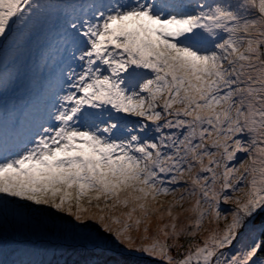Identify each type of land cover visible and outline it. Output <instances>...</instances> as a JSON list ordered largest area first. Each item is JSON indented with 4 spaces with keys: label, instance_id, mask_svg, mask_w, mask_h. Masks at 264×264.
Returning <instances> with one entry per match:
<instances>
[{
    "label": "snow or ice",
    "instance_id": "obj_1",
    "mask_svg": "<svg viewBox=\"0 0 264 264\" xmlns=\"http://www.w3.org/2000/svg\"><path fill=\"white\" fill-rule=\"evenodd\" d=\"M0 264H264V0H0Z\"/></svg>",
    "mask_w": 264,
    "mask_h": 264
},
{
    "label": "rangeland",
    "instance_id": "obj_2",
    "mask_svg": "<svg viewBox=\"0 0 264 264\" xmlns=\"http://www.w3.org/2000/svg\"><path fill=\"white\" fill-rule=\"evenodd\" d=\"M89 253L86 251H82L80 249L74 248L73 246H68L66 251V259L69 262L72 261H79L84 259L86 256H88ZM100 258L104 259L106 261H114L118 259H127V257H124L120 252L114 250V249H106L104 252L100 254Z\"/></svg>",
    "mask_w": 264,
    "mask_h": 264
}]
</instances>
